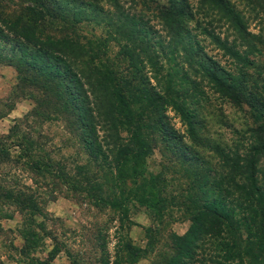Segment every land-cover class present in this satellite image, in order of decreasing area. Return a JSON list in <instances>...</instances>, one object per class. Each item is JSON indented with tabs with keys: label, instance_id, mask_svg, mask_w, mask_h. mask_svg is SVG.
<instances>
[{
	"label": "trees",
	"instance_id": "trees-1",
	"mask_svg": "<svg viewBox=\"0 0 264 264\" xmlns=\"http://www.w3.org/2000/svg\"><path fill=\"white\" fill-rule=\"evenodd\" d=\"M245 1L239 8L232 0H0V60L15 65L18 86L39 92L32 93L30 115L67 116L82 147L109 174L110 192L98 186L94 204L120 216L113 257L103 241L102 264H130L144 251L124 231L132 222L129 203L162 207L158 175L143 174L157 138L186 165L192 192L188 228L171 232L166 251L151 264H264V0ZM250 18L259 23L254 30ZM69 22L101 26L103 48L66 32ZM109 43L124 68L105 58ZM205 87L247 106L256 125L238 143L223 145L205 130ZM169 108L188 140L172 124ZM19 136L18 146L31 140L28 132ZM201 148L215 152V161ZM25 155L34 169L62 172L45 154ZM60 177L71 181L67 173ZM71 185L84 190L79 180ZM21 196L14 199L25 203L28 195Z\"/></svg>",
	"mask_w": 264,
	"mask_h": 264
},
{
	"label": "rangeland",
	"instance_id": "rangeland-1",
	"mask_svg": "<svg viewBox=\"0 0 264 264\" xmlns=\"http://www.w3.org/2000/svg\"><path fill=\"white\" fill-rule=\"evenodd\" d=\"M232 1L239 8H245V0ZM120 2L129 5L131 0ZM69 23L66 32L102 47L105 33L101 26L92 22ZM62 24L58 21L57 26ZM257 24V19L250 18L251 29H256ZM205 44L208 53L226 64V57L219 50ZM105 58L117 70L126 65L113 43L106 47ZM260 58L264 61V50ZM31 90L18 86L14 64L0 60V264H102L100 257L107 255L103 241L110 258L113 257L117 239L113 225L120 216L118 209L94 204L100 190L105 194L110 192L109 174L82 147L75 126H70L67 116L55 112L49 117L30 115L34 95H39ZM205 90L208 97L201 100L200 108L205 130L223 145L238 143L250 132L248 128L256 125L247 106L239 107L209 88ZM167 112L176 130L188 140L179 116L170 108ZM26 132L31 140L18 146L19 135ZM29 150L36 154L35 158L45 154L44 159L59 163L57 166L62 172L34 169L30 165L31 157L25 155ZM201 152L215 161L212 150L201 148ZM143 168L145 176L158 175L156 189L161 192L163 202L159 210L129 203L128 215L132 222L124 232L133 244L144 248L142 255L130 264H151L166 251L169 234H181L189 226L192 177L186 165L172 148H165L163 140L157 138ZM65 173L70 183L61 179ZM75 180H79L84 190L78 191L71 185ZM128 185L131 184L127 182ZM17 194L28 195L25 203L14 199Z\"/></svg>",
	"mask_w": 264,
	"mask_h": 264
}]
</instances>
